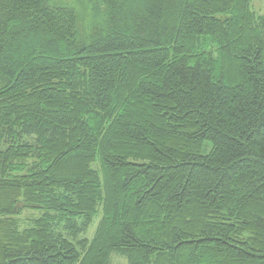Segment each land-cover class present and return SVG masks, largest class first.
I'll use <instances>...</instances> for the list:
<instances>
[{
	"label": "trees",
	"instance_id": "16d2710c",
	"mask_svg": "<svg viewBox=\"0 0 264 264\" xmlns=\"http://www.w3.org/2000/svg\"><path fill=\"white\" fill-rule=\"evenodd\" d=\"M252 1L0 0V264H264Z\"/></svg>",
	"mask_w": 264,
	"mask_h": 264
},
{
	"label": "rangeland",
	"instance_id": "374dc122",
	"mask_svg": "<svg viewBox=\"0 0 264 264\" xmlns=\"http://www.w3.org/2000/svg\"><path fill=\"white\" fill-rule=\"evenodd\" d=\"M53 1L74 8L77 13L79 22L84 29H88L93 20H100L102 17V9L97 17L95 14H93L92 5L89 0H52V2ZM251 9L257 14H264V0H253L251 3ZM97 224L98 219L95 220V223L89 230V238L94 235ZM112 260L113 264H128L125 258L118 256L117 254L113 255Z\"/></svg>",
	"mask_w": 264,
	"mask_h": 264
}]
</instances>
